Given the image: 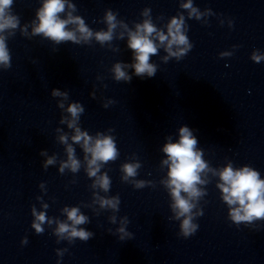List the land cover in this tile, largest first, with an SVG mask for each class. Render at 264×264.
<instances>
[{
  "label": "water",
  "instance_id": "1",
  "mask_svg": "<svg viewBox=\"0 0 264 264\" xmlns=\"http://www.w3.org/2000/svg\"><path fill=\"white\" fill-rule=\"evenodd\" d=\"M42 2L13 0L19 26L3 33L11 66H0V264H264V220L232 223L218 187L229 164L264 179V61L250 58L254 50L264 55V0H191L199 18L181 7L188 0H68L74 10L66 4L62 19L71 12L93 33L106 32L111 11L117 26L110 41L59 44L33 34ZM173 16H183L193 48L165 60L161 46L150 56L154 77L115 80L113 66L132 63L128 31L150 19L167 34ZM75 103L83 107L76 128L115 140L116 159L101 163L96 176L88 174L91 155L72 140L67 108ZM184 125L207 164L196 185L202 195L191 201L199 227L188 238L178 235L162 151ZM69 145L80 166L61 172ZM125 164L139 165L135 176L124 179ZM102 175L107 191L96 183ZM112 198L117 209L101 206ZM33 208L46 216L41 234L31 227ZM66 208L87 218L76 225L92 233L87 241L57 234L60 223L72 224Z\"/></svg>",
  "mask_w": 264,
  "mask_h": 264
},
{
  "label": "clouds",
  "instance_id": "2",
  "mask_svg": "<svg viewBox=\"0 0 264 264\" xmlns=\"http://www.w3.org/2000/svg\"><path fill=\"white\" fill-rule=\"evenodd\" d=\"M12 4L13 0H0V66L4 68L11 66V57L6 44V36L3 33L15 30L19 26L18 17L11 12ZM66 4L68 8L74 10V5L69 3L68 0H43L41 7L36 12V19L33 21V34L42 35L56 44L64 41L79 43L83 40L87 42L93 36L101 43L110 41L113 38V31L117 26V22L111 11L105 14L108 31L93 33L81 17H74L71 12L67 14L66 19L60 17L59 14L65 11ZM181 7L191 9L190 16L196 14V17L199 18V13L197 9L192 7L191 0L182 4ZM147 14L146 10L144 15ZM68 25H75L76 27L71 30ZM183 26V16L179 18L173 16L167 26V34L158 30L150 19L137 24L135 31L129 30L127 46L132 52V63L117 62L112 69L114 79L129 83L133 76L142 79L154 77L157 73V67L149 62L150 56L157 54L158 48L161 46H164L168 53L165 60L168 57L179 59L186 55L193 48V44L189 43ZM121 38H123V33ZM156 41L159 43H156ZM173 46H176V51H173ZM250 58L257 63L264 61V55H257L256 50L252 52ZM127 68L132 69L131 74L125 70ZM52 95L59 96L63 93L53 90ZM60 107H63V105L61 104ZM67 111L73 117V120L68 123L69 128L75 129L72 140L74 143H80L84 152L91 155V159L88 161V174L89 176H96L101 163L116 159L118 152L115 140L111 136H102L99 133L93 139L86 132H82L75 127L76 118L79 113L83 112V107L80 104H70ZM178 134L179 138L176 142L170 141L164 144L162 151L166 154L167 159L163 163L167 164L169 168L167 187L170 189L173 199L172 208L175 212V218L180 220L178 235L188 238L195 234L199 227L198 224L193 222L196 214L192 211L195 205L191 201L202 195L196 185L205 182L201 180L200 174L207 169V164L202 159V151L196 147L197 138L193 135V131L184 125L178 129ZM60 140L67 143L66 136H61ZM67 153L68 162L62 165L60 171L62 172L64 167H70L72 171H77L80 165L74 156V149L71 145L67 147ZM43 154L42 152L41 155ZM53 163L54 160L49 158L45 161L44 166L47 167V165ZM137 167H139L138 164H125L123 166L124 179L135 176ZM219 177L222 183L218 184V187L222 192V199L229 205V217L232 223L236 225L241 223L251 224L257 220H264V179L260 178L258 171L248 166L234 170L229 164L219 172ZM96 183L104 191L109 189L110 180L107 175L98 177ZM137 186H143L142 182ZM181 192L186 193L187 196H182ZM100 203L102 207L110 206L112 209H117L119 199H102ZM44 207L46 208L47 205ZM32 211L35 219L31 227L35 229L37 234H41L43 233L42 224L46 220L45 213H37L34 208ZM64 211L72 224L60 223L57 234L62 236L67 233L70 239L79 238L87 241L92 233L76 228V225L85 223L87 218L79 213L78 208H66ZM199 214L202 215V213ZM119 231L124 236L129 235L123 227ZM121 239H123V236ZM27 242V237H24L21 240V245H26ZM57 254L58 256L63 255L61 252Z\"/></svg>",
  "mask_w": 264,
  "mask_h": 264
}]
</instances>
